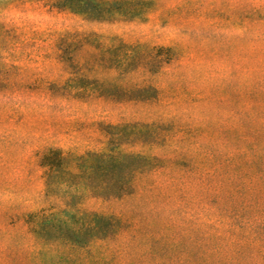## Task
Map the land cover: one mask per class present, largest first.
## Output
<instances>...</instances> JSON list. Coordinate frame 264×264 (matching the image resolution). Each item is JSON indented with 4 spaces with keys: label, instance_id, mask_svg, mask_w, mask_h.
Returning <instances> with one entry per match:
<instances>
[{
    "label": "trees",
    "instance_id": "trees-1",
    "mask_svg": "<svg viewBox=\"0 0 264 264\" xmlns=\"http://www.w3.org/2000/svg\"><path fill=\"white\" fill-rule=\"evenodd\" d=\"M96 1L109 17L112 11L124 15L134 11L127 0ZM111 40L96 32L66 34L56 55L59 77L49 82L41 78L38 82L43 83L36 87L25 85L21 97L26 91L23 99L41 94L51 104H69L70 114L84 115L88 111H83V104L160 101L165 84L155 78L179 54L169 46ZM139 72L146 74L144 79L135 78ZM10 83V70L0 67V95L11 96ZM242 91L234 88V113L240 115ZM16 112L23 115L20 109ZM95 124L104 136L99 146L79 151L46 145L34 151L44 193L34 204L0 209L7 226L13 225L8 234L0 229V264H245L250 248L245 239L260 238L244 233L240 206L248 189L264 185L259 156L249 163L261 181H248L249 185L246 181L250 172L245 169L248 160L242 145L248 142L247 131L234 124L236 150L224 158L215 148L208 151L210 143L201 139L210 122L194 126L177 111L151 120ZM187 128L194 129L189 130L191 135H184ZM191 138L198 144L195 149L186 147ZM185 176L192 180L180 179ZM197 196L207 198L212 209L219 208V216H232L228 227L232 237L207 234L193 225L183 236L193 244L186 250L188 259H183L182 243L173 235L186 217L176 212L183 206L194 209ZM90 199L100 205L89 206ZM261 235L255 251L264 257V229ZM228 252L233 257L228 258Z\"/></svg>",
    "mask_w": 264,
    "mask_h": 264
},
{
    "label": "rangeland",
    "instance_id": "rangeland-1",
    "mask_svg": "<svg viewBox=\"0 0 264 264\" xmlns=\"http://www.w3.org/2000/svg\"><path fill=\"white\" fill-rule=\"evenodd\" d=\"M127 2L134 8L130 15L112 11L113 17H109L96 0H0V67L9 69L13 80V96L0 95L1 210L11 211L19 203L34 204L43 195L41 169L34 162L36 149L55 145L64 150H88L99 146L104 137L97 121L151 120L158 114L176 111L194 126L210 122L201 139L210 143L208 151L215 148L224 158L232 157L236 150L234 124L239 131H247L248 142L242 145L248 160L245 169L250 172L246 181L248 185V181H261L260 173L251 172L249 161L259 156L264 162V135H259L264 133V0ZM77 31L96 32L110 41L117 37L129 44L145 42L175 50L178 60L155 78L165 84L160 101L115 106L106 101L83 104V111H88L84 115L70 114L69 104H51L41 94L23 99L29 93L26 91L21 97L25 85L36 87L43 83L38 82L41 78L49 82L59 77L61 67L56 55L60 39ZM145 76L139 72L135 78L142 80ZM17 86L19 92L14 89ZM234 88L243 90L239 101L241 115L234 113ZM189 130L184 135H191ZM197 146L192 138L186 142V147ZM180 179L191 181L192 177ZM258 188L248 189L240 209L244 211V233H255L262 240L264 185ZM86 202L92 207L100 205L94 199ZM218 209H212L207 198L197 196L194 209L183 206L181 212H176L186 217L173 235V240L182 243L181 258L188 259L186 250L193 246L189 236L186 237L190 240H183L193 225L207 234L232 237L228 230L233 224L232 216H219ZM188 220H193L192 224ZM7 225L0 215V229L6 233L13 229V225ZM260 240L245 239L244 244L250 248L247 247L248 257L243 258V263H264V257L255 251ZM233 255L228 252L227 257Z\"/></svg>",
    "mask_w": 264,
    "mask_h": 264
}]
</instances>
